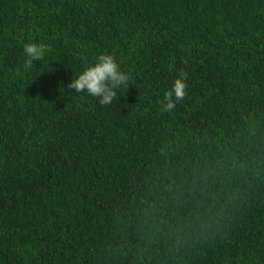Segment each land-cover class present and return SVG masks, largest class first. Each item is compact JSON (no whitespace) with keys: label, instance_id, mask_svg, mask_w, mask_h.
Segmentation results:
<instances>
[{"label":"trees","instance_id":"16d2710c","mask_svg":"<svg viewBox=\"0 0 264 264\" xmlns=\"http://www.w3.org/2000/svg\"><path fill=\"white\" fill-rule=\"evenodd\" d=\"M0 264H264V0H0Z\"/></svg>","mask_w":264,"mask_h":264},{"label":"clouds","instance_id":"9594fccd","mask_svg":"<svg viewBox=\"0 0 264 264\" xmlns=\"http://www.w3.org/2000/svg\"><path fill=\"white\" fill-rule=\"evenodd\" d=\"M26 56L23 67L30 69L33 62L43 59L46 47L37 43H27L23 46ZM187 73H181V78L174 81L171 90L164 93V98L160 101L161 111L172 112L177 103L186 96L188 85L184 82ZM129 76L121 71L115 58L109 54H100L95 63L86 67L83 72L72 79L67 88L76 93L86 92L89 96L96 97L101 105H110L116 98V89L127 85Z\"/></svg>","mask_w":264,"mask_h":264}]
</instances>
